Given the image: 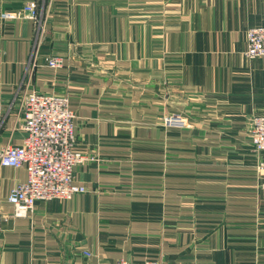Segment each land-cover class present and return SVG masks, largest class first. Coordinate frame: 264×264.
<instances>
[{"label":"crops","instance_id":"obj_1","mask_svg":"<svg viewBox=\"0 0 264 264\" xmlns=\"http://www.w3.org/2000/svg\"><path fill=\"white\" fill-rule=\"evenodd\" d=\"M31 1L38 21L0 17V153L23 143L25 91L66 95L87 192L14 217L27 171L0 164V264H264L249 133L264 59L243 55L264 0H0V15Z\"/></svg>","mask_w":264,"mask_h":264},{"label":"built area","instance_id":"obj_2","mask_svg":"<svg viewBox=\"0 0 264 264\" xmlns=\"http://www.w3.org/2000/svg\"><path fill=\"white\" fill-rule=\"evenodd\" d=\"M53 0L48 1V5ZM28 20L38 21L40 12L35 1L29 2L19 13ZM6 20L17 19L5 12ZM247 48L243 55L247 61L264 59V26L250 27L247 31ZM47 66L63 67L60 58L48 59ZM21 128L25 138L21 145L8 144L1 150L0 164L11 168H24L27 180L12 188L8 202L13 206L14 217H30L38 202L71 199L87 189L75 182V168L86 161L85 156L75 149V112L66 95L44 94L35 90L25 91L20 99ZM1 110V107H0ZM166 126H180L177 116L164 119ZM251 144L259 156V168H264V115H254L249 127ZM5 214L0 208V231ZM116 264H167L160 259L134 262L120 259Z\"/></svg>","mask_w":264,"mask_h":264},{"label":"rangeland","instance_id":"obj_3","mask_svg":"<svg viewBox=\"0 0 264 264\" xmlns=\"http://www.w3.org/2000/svg\"><path fill=\"white\" fill-rule=\"evenodd\" d=\"M7 12V11H6ZM3 13H5V12H3ZM3 13H1V15H0V17L2 18V19H4L3 17H2V14ZM8 13H11V14H13V15H16L17 17H18V19H25L26 20V18L25 17H23V16H20L19 15V13H21L20 11L19 12H8ZM4 20H6V19H4ZM28 20V19H27ZM7 21V20H6ZM75 141H76V139H75Z\"/></svg>","mask_w":264,"mask_h":264}]
</instances>
